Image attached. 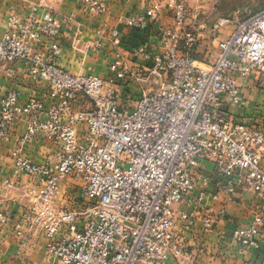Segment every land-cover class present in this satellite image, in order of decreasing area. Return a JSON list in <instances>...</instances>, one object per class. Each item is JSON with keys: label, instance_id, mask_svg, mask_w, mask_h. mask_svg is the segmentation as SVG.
I'll return each mask as SVG.
<instances>
[{"label": "built area", "instance_id": "2783aa9c", "mask_svg": "<svg viewBox=\"0 0 264 264\" xmlns=\"http://www.w3.org/2000/svg\"><path fill=\"white\" fill-rule=\"evenodd\" d=\"M82 2L84 10L96 15L107 10L102 0ZM199 16V10L190 13L189 0H160L144 14L128 17L126 24L137 29L164 17L169 23L160 26L158 51L150 52L145 45L132 51L144 62L137 69L117 49L108 80L60 67L58 42L44 52L33 47L36 39L60 32L50 11L9 18L11 28L0 37V67L13 75L14 63L24 62L27 75L47 83L51 96L50 104L39 96L21 102L19 91L12 89L0 99L1 139L21 117L27 118V129L12 152L15 176L31 175L42 185L38 191L27 190L32 199L14 233L26 248L31 231L41 229L48 239L45 264H169L170 257L180 261L185 243L178 220L183 230L193 229L200 212L180 211L175 205L186 202L202 208L205 191L194 198L192 194L205 162L215 164L219 193H254L253 222L238 227L233 239L244 250L258 246L264 228V130L236 123L223 105L242 103L240 79L255 77L264 88V8L214 25L210 35L217 42V56L209 65L190 52L203 45L196 27ZM228 24H233L231 33L221 39L218 32ZM110 37L118 47L119 32L113 30ZM101 44L96 40L92 48ZM128 76L140 84L139 96L119 86ZM41 134L54 148L38 163L23 150ZM203 182L207 185L208 178ZM12 185L7 179L0 190ZM213 198L218 199V193ZM208 210L202 216L205 232L216 219V211ZM7 219L0 213V223Z\"/></svg>", "mask_w": 264, "mask_h": 264}, {"label": "crops", "instance_id": "0c3cea01", "mask_svg": "<svg viewBox=\"0 0 264 264\" xmlns=\"http://www.w3.org/2000/svg\"><path fill=\"white\" fill-rule=\"evenodd\" d=\"M107 4V10L102 14H93L84 10L82 0H0V37H3L11 28L9 18L17 16L25 19L31 15L41 16L43 12L50 11L59 24L60 32L54 37H40L33 42V47L38 51L46 50L48 45L58 42L61 47L57 64L74 74H93L104 79L113 77L110 65L114 60L116 50L119 49L128 64L137 69L144 62L141 58L133 56L132 51L145 45L150 52L160 49V26L169 23V18L164 17L159 22L150 23L145 29L131 28L126 24L128 17L142 15L147 9L156 6L160 0H102ZM113 30L119 32L120 45L115 47L111 43ZM232 28H221L218 35L226 39ZM205 37V36H204ZM207 37V36H206ZM205 37V38H206ZM207 44L216 47L217 42H212L211 35L207 37ZM99 40L102 44L93 49V43ZM207 48V47H206ZM197 51L200 62L209 65L215 62V51L208 49ZM13 75L8 74L5 67H0V99L10 90L16 89L20 93L21 102L27 101L31 96H39L46 104L51 103V96L47 83H38L31 79L26 72V65L22 61L14 63ZM122 90L139 96L140 84L132 77H127L118 82ZM242 89V103L229 107L228 110L236 123L260 127L264 130V88L255 78L240 79ZM27 129V118L21 117L10 131L9 135L0 138V184L9 179L13 185L8 189L0 190V213L6 214L8 219L0 223V245L3 252L0 255V264H45L47 262L46 234L39 228L34 229L30 245L22 248L14 233L15 224L21 219L25 206L29 205L32 195L28 189L42 186L39 180L31 175L21 174L15 176V165L12 152L16 149L18 139ZM53 143L44 135L28 143L23 154L33 162H42L52 152ZM198 182L192 194L194 198L200 191H205V200L202 208L195 203H177L175 208L180 211L198 210L200 218L193 229L183 230L181 221L178 220L177 231L185 243L184 256L180 261L170 257L169 264H264V228L258 237V246L247 250L233 239L234 231L240 226L252 224L254 215L253 207L257 203L254 193L249 190L237 194H230L219 189L216 181L220 178L216 173L213 162H205L198 173ZM208 178L207 185L203 182ZM69 182H67V185ZM64 183V187L67 186ZM71 191H69L70 193ZM218 193L219 198L213 196ZM64 204H69L67 198ZM216 212L214 226L211 231L205 232L202 216L210 208ZM224 209V214L219 210Z\"/></svg>", "mask_w": 264, "mask_h": 264}, {"label": "rangeland", "instance_id": "374dc122", "mask_svg": "<svg viewBox=\"0 0 264 264\" xmlns=\"http://www.w3.org/2000/svg\"><path fill=\"white\" fill-rule=\"evenodd\" d=\"M84 5V4H83ZM264 8V0H189V10L193 15L197 10L200 11L199 23L197 24L198 33L202 34V49H208L216 52V47L207 44V37L214 29V25L220 19L240 18L254 14ZM92 13V12H91ZM94 14V13H93ZM233 24H228L223 28H232ZM206 38H205V37ZM196 50L190 51L194 57L197 56ZM69 204L68 208H71Z\"/></svg>", "mask_w": 264, "mask_h": 264}]
</instances>
